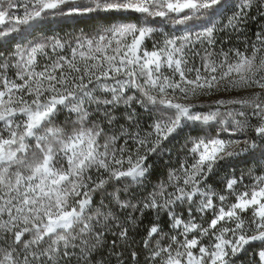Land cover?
I'll return each mask as SVG.
<instances>
[{"label":"snow or ice","instance_id":"snow-or-ice-1","mask_svg":"<svg viewBox=\"0 0 264 264\" xmlns=\"http://www.w3.org/2000/svg\"><path fill=\"white\" fill-rule=\"evenodd\" d=\"M222 3L0 0V25L10 24L0 38L84 17L105 22L94 33L53 32L0 53V264H128L117 248L139 264L129 232L149 210L155 217L142 242L144 264H237L256 243L249 264H264V172L233 174L220 191L208 184L221 162L264 152V30L245 38L243 49L215 50L216 33L240 34L254 6L264 16V0H241L219 28L213 17ZM167 24L181 34L165 35L149 51L145 41ZM197 45H207L203 55ZM41 55L48 63L39 65ZM196 57L200 65L189 66ZM237 90L251 91L229 95ZM134 104L149 113L147 128ZM121 105L127 126L117 123ZM213 124L219 132L190 137L187 157L144 199L133 203L117 191L112 207L94 206V195L115 183L143 188L149 157L169 151L170 137ZM185 205L187 218L177 211ZM208 212L207 227L196 222ZM162 215L176 235L164 231Z\"/></svg>","mask_w":264,"mask_h":264},{"label":"trees","instance_id":"trees-1","mask_svg":"<svg viewBox=\"0 0 264 264\" xmlns=\"http://www.w3.org/2000/svg\"><path fill=\"white\" fill-rule=\"evenodd\" d=\"M241 0H223V3L220 6L219 12L217 16L213 17V19L219 20L220 17L229 9V7L236 6L239 4ZM255 6L249 11L250 18L252 19L255 14ZM259 18V17H257ZM250 19V20H251ZM256 19V18H255ZM252 21V20H251ZM257 22V19L255 20ZM105 22L103 20H94L88 17L82 18L80 22L75 21H67L62 25H51L43 28H26L21 32L13 33L8 35L6 38H0V52L8 50V48L17 45L23 44L29 39H31L34 35L36 37H40L38 35H50L55 32L57 35H65V34H79L80 32L85 33H94L98 30V26L103 25ZM252 23L251 33L249 26H246L245 31H248L250 35L255 31L253 27L254 22ZM170 24L160 25L161 28H168ZM219 25V24H218ZM251 26V25H250ZM177 27V26H176ZM176 27H170L171 29H176ZM168 29V31H172ZM246 35H249L247 34ZM35 37V38H36ZM135 105V104H134ZM136 112L139 114L138 119L143 127L147 128V125L151 123L149 119V113L145 112L139 105L134 106ZM121 107V106H120ZM125 108H119L115 112L117 116L118 124H125L127 126L126 121L124 119ZM62 121L64 117L62 115L59 117ZM201 127H203V131H201ZM220 130V125L213 124L211 127L207 126H195V127H185L183 130L179 131L173 137H170L168 141L164 143L165 149L169 151H165L160 155H152L149 157V163L152 164V169L150 175L147 177L145 185L143 188L137 187L136 185L131 184L130 181H122L120 183H115L107 187L104 193H96L94 195V206H99L103 203L106 206H113L112 203V193L119 191L121 199H132L133 203H136L139 200L144 199L148 193L153 191V186L159 185L162 181L167 180L168 172L170 169L177 168L182 160H184L188 155V148L191 147L190 143H187L189 138H196L198 136H203L205 133L208 135H216ZM223 139H231L235 137H230L226 133L221 136ZM187 144V147L185 145ZM192 161L189 160L190 164ZM263 162H264V152H262L259 148L251 151L250 153L236 157L232 160H227L221 162L215 169L214 173L209 177L208 184L215 188L217 191H220L223 188V182L226 178L231 177L233 174L239 176L241 174L247 175L249 169L253 170V175H259L263 171ZM252 181L249 179L245 180V184H250ZM125 185H128L127 192H125ZM237 192L243 189V186L237 187ZM171 190V189H169ZM134 197V199H133ZM234 202V198L230 197L227 203ZM217 203H219L217 201ZM185 205L182 208H178L177 211L187 218V213L185 212ZM128 211H131L130 209ZM127 215V212H124L121 216L123 219L124 216ZM211 212L205 213L203 216V225L207 227L209 220L211 219ZM134 216L140 217V213H134ZM155 213L152 211H145L144 215L140 218L141 222L139 226L135 229V231H130L129 236L131 238L132 247L141 252L139 258V264H144V255L146 253L142 252L143 249V240L146 235V230L151 224L154 222ZM200 215L197 214L196 222L200 223L199 220ZM161 223L165 232H169V235H174L175 232L169 231V218L167 215L161 216ZM107 241L110 243L113 240L112 235H108L106 237ZM206 242V240H205ZM119 243V242H118ZM168 241H164L166 245ZM258 250V243L253 244L252 247L248 249V252L242 254L237 260V264H249V260L252 258L253 249ZM117 251L124 252V258L128 261V264H132L128 251H125L123 248H117ZM112 264H116V261L113 259ZM158 264V262H157Z\"/></svg>","mask_w":264,"mask_h":264},{"label":"rangeland","instance_id":"rangeland-1","mask_svg":"<svg viewBox=\"0 0 264 264\" xmlns=\"http://www.w3.org/2000/svg\"><path fill=\"white\" fill-rule=\"evenodd\" d=\"M235 10H236V6H233V7H229V9H227V11H225V13L222 15V17L219 18V21H220V23L218 25L219 28H223L224 24L227 23V18L229 16H231L232 13ZM15 14L16 15H21L22 11L15 12ZM250 16H251L250 13H248V19L242 25L243 31L240 34H237L236 32H233L230 29H225L223 31H218L216 33V41L217 42H216V45H215V50L219 51L220 48H224L225 50H227L228 48H241V49H243V47H244L243 41L245 40V38H247L249 40H254L255 39V34L260 32V31H262V30H264V16H261L260 13L257 10H255V14L253 15L252 19L250 18ZM257 17H259V18H257ZM255 18L257 19V22H255V20H256ZM250 22H254L253 23V27H254V30H255L251 35L249 33H247L249 30L245 31V29H246L245 27L249 26V28H250L249 32L251 33L252 23L250 24ZM8 26H10V24L8 22H6L5 25H0V30H6V28ZM170 27H176V25L170 24L168 26V28L159 27V30H158L157 34H155L151 39H148V40L145 41V46L147 47V49L149 51L152 50L153 43L157 42V41H162L164 39L165 35H172V34L180 35L181 34V32L179 30H177V27H176V29H174V28L171 29ZM168 29H171L172 31H168ZM21 31H16V32L19 33ZM13 33H15V32H13ZM13 33H9V35L13 34ZM246 33L249 34V35H246ZM36 36L37 35H34L31 39H29L28 41H26L23 44H27V43H29L31 41H34V40H39L42 35H38L40 37H36ZM17 45H22V44H17ZM17 45H14V46L8 48V50L0 52V53H4L6 55V54L12 52L17 47ZM204 47H207V45H203V46L197 45L195 51L200 52V54L203 55V48ZM209 50H212V49H209ZM49 54L52 55V56L55 55L54 53H51V50H49ZM38 63H39V65H44V64L48 63V60H47L46 57L41 55V56L38 57ZM193 64L195 66H197V67L200 65L199 57H196L194 60H190V65L189 66H192ZM14 72H15V70L12 69V70L9 71L8 75L10 77H13L14 76ZM165 74L166 75H171V71L166 69L165 70ZM250 91L251 90H248V91L237 90L236 92H233V93H231L229 95L247 96V95L250 94ZM129 94L131 95L132 93H129ZM214 98L215 97L205 98V99L210 102V99H214ZM134 106H137V105L135 104ZM120 108H124V106L121 105ZM61 115H62V117H64V114H61ZM262 172H264V162H263V171ZM244 190L245 189L243 188L241 191H244ZM241 191H239V192H241ZM199 220H200V223L204 222L203 220H201V217H199ZM176 234L177 233L175 232L174 235H176ZM189 238H191V237H189ZM205 240H206V242H205ZM203 242L205 244L210 243V237H205Z\"/></svg>","mask_w":264,"mask_h":264}]
</instances>
